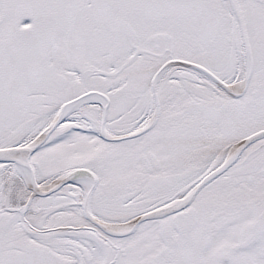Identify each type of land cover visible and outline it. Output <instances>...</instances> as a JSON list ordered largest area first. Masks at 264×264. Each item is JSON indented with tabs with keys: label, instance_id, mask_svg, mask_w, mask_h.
Here are the masks:
<instances>
[{
	"label": "snow or ice",
	"instance_id": "obj_1",
	"mask_svg": "<svg viewBox=\"0 0 264 264\" xmlns=\"http://www.w3.org/2000/svg\"><path fill=\"white\" fill-rule=\"evenodd\" d=\"M0 264H264V0H0Z\"/></svg>",
	"mask_w": 264,
	"mask_h": 264
}]
</instances>
